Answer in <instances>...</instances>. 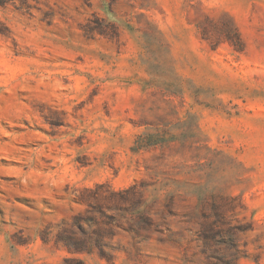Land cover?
<instances>
[{
    "label": "rangeland",
    "instance_id": "rangeland-1",
    "mask_svg": "<svg viewBox=\"0 0 264 264\" xmlns=\"http://www.w3.org/2000/svg\"><path fill=\"white\" fill-rule=\"evenodd\" d=\"M74 255L264 264V0H0V264Z\"/></svg>",
    "mask_w": 264,
    "mask_h": 264
},
{
    "label": "trees",
    "instance_id": "trees-1",
    "mask_svg": "<svg viewBox=\"0 0 264 264\" xmlns=\"http://www.w3.org/2000/svg\"><path fill=\"white\" fill-rule=\"evenodd\" d=\"M139 148V146H138ZM57 242H62L63 245L71 252L72 254L83 253V252H92L94 247H98L101 251H103V234H99V236L95 239V241L91 240L89 236L82 235L79 236L75 232H69L66 236H59L57 238ZM232 246L235 247V243L232 242ZM102 255L104 252H101ZM238 257L233 256L227 264H238ZM42 264H57L52 262H44ZM59 264H86V262L77 256L65 257L63 261Z\"/></svg>",
    "mask_w": 264,
    "mask_h": 264
}]
</instances>
